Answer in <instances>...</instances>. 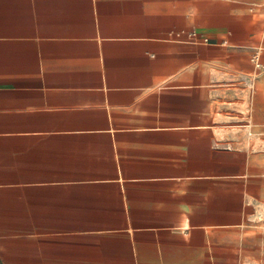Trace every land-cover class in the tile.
I'll list each match as a JSON object with an SVG mask.
<instances>
[{
    "label": "crops",
    "instance_id": "obj_1",
    "mask_svg": "<svg viewBox=\"0 0 264 264\" xmlns=\"http://www.w3.org/2000/svg\"><path fill=\"white\" fill-rule=\"evenodd\" d=\"M201 10L0 0V264H264V148L240 143L262 24Z\"/></svg>",
    "mask_w": 264,
    "mask_h": 264
},
{
    "label": "rangeland",
    "instance_id": "obj_2",
    "mask_svg": "<svg viewBox=\"0 0 264 264\" xmlns=\"http://www.w3.org/2000/svg\"><path fill=\"white\" fill-rule=\"evenodd\" d=\"M220 0H175V5H178L184 9H190L188 14L184 13L183 17L190 16L192 19L191 28L199 30L203 28L202 19L206 16L201 9L203 7L215 5ZM233 1L235 5H245V13L248 16L256 15V20L262 25L257 29L254 28V31L261 35L264 33V0H227ZM261 5V6H258ZM260 8V10L257 8ZM264 44H257L260 46ZM261 71H258L254 76V81L252 87L249 89V111L247 114V120L244 124H250V127H243L244 130H240L245 133L246 136L244 142H240L248 146V149L254 151H262L261 148H264V95L260 96L258 93V84L257 77ZM239 128V127H238ZM242 129V128H239ZM239 131V132H240ZM248 131H251V135L248 134ZM255 220L250 222L248 226V232L246 235L250 238H253V247L251 254H247L250 257H259L261 260H264V204H260L258 209V214L255 216ZM259 245V247H258ZM261 249V250H260ZM259 264H261L259 262Z\"/></svg>",
    "mask_w": 264,
    "mask_h": 264
},
{
    "label": "built area",
    "instance_id": "obj_3",
    "mask_svg": "<svg viewBox=\"0 0 264 264\" xmlns=\"http://www.w3.org/2000/svg\"><path fill=\"white\" fill-rule=\"evenodd\" d=\"M189 36L192 38H197V33L196 31H190L189 32ZM204 41H207L206 37H203ZM262 54H264V45H260L257 46L255 48V50L253 51L252 55H251V63L253 65L254 71H253V76H255V74L258 71L264 70V58H262ZM245 126L250 127V124H245ZM248 134L251 135V131H248ZM243 264H258V263H250V262H242Z\"/></svg>",
    "mask_w": 264,
    "mask_h": 264
}]
</instances>
